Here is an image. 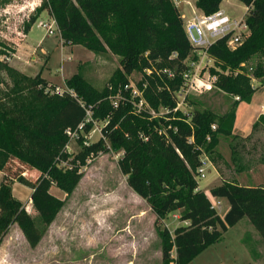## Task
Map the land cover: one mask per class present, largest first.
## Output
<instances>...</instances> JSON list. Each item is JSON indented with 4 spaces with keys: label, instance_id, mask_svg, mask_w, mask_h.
Wrapping results in <instances>:
<instances>
[{
    "label": "trees",
    "instance_id": "trees-1",
    "mask_svg": "<svg viewBox=\"0 0 264 264\" xmlns=\"http://www.w3.org/2000/svg\"><path fill=\"white\" fill-rule=\"evenodd\" d=\"M222 1L196 0L195 4L205 14H211ZM240 1L249 7L250 36L235 49L228 47L226 39L209 48L216 60V66L211 68L218 75L215 89L234 98L239 96L235 102L251 100L256 90L254 78L264 83V0ZM47 8L56 20L63 44L83 45L95 54L110 51L119 57L121 67L98 89L79 65L78 72L65 80L66 88L58 93V86L41 72L31 76L0 59V170L4 173L0 183V244L15 223L32 245L43 236L24 202L14 196L13 181L32 188V204L49 225L66 199L52 188L72 193L88 159L109 149L121 152L119 166L128 184L156 214L162 264H189L244 217L264 237L263 186L224 181L212 187V197L226 198L230 203L224 216L198 188L196 170L200 158L207 154L216 161L215 153L222 158L217 151L219 136L232 134L236 105L225 116L200 107L188 112L173 110L178 102L176 91L183 84L182 72L191 56L197 58L192 55L184 18L174 0H43L29 16L26 32ZM254 57H259V62L249 72L245 64ZM2 71L11 77L12 85L2 77ZM135 72L142 74L137 85L150 106L156 111L167 107L171 109L169 113L137 114L131 102L114 107L112 98ZM89 107L95 119L106 120L103 132L110 143L100 138L85 145L84 134L93 127V122H87L78 139L80 150L72 153L67 149V130L85 121ZM191 136L193 142L188 140ZM29 168L38 170L35 179L27 177ZM177 210L181 220L190 223L171 233L162 222Z\"/></svg>",
    "mask_w": 264,
    "mask_h": 264
},
{
    "label": "rangeland",
    "instance_id": "rangeland-1",
    "mask_svg": "<svg viewBox=\"0 0 264 264\" xmlns=\"http://www.w3.org/2000/svg\"><path fill=\"white\" fill-rule=\"evenodd\" d=\"M174 2L184 20L191 18L196 0ZM42 3L43 0H0V51L5 50L9 54L10 59L6 61L31 76L41 72L62 90L66 88L65 80L78 72L81 65L83 75L95 87L102 89L121 67L119 57L110 51L95 54L83 45L63 44L58 25L50 34L41 24L53 22L48 8L26 32L29 16ZM221 6L235 17L244 15L247 9L240 0H223ZM258 62L259 57H254L245 67L250 72ZM1 75L12 85L7 72L2 71ZM141 77V73L135 72L130 80L137 83ZM258 83L256 78L254 84L257 87ZM191 99L197 103L188 99L182 109L192 111L200 107L219 116H225L234 105L237 107L244 101L235 102L232 95L217 89L197 91ZM259 120V124L264 123V119ZM257 122L247 128L240 123L235 128L234 119L232 134H220L217 151L222 158L217 153L214 154L216 161L209 157L212 164L207 175L198 181L211 199L210 189L224 181L264 187V128L258 127ZM103 124L104 120L98 121L93 139L100 136ZM214 126L216 124L213 129ZM79 150L80 144L71 141L68 151L75 153ZM120 155L121 152L109 149L88 159L82 167V178L69 195L53 187L55 194L66 199L49 225L41 220L33 204L28 203L32 188L13 181L14 196L25 202L26 209L43 230V236L39 243L32 245L19 225L13 224L0 244V264H162L161 239L154 213L148 202L128 184L127 175L119 166ZM26 175L35 179L39 172L29 168ZM221 200L219 213L224 216L230 203L226 198ZM175 214L181 215L180 210L171 212L162 222L171 233L183 224ZM172 254L175 255L174 250ZM191 263L264 264V237L254 223L244 217Z\"/></svg>",
    "mask_w": 264,
    "mask_h": 264
},
{
    "label": "built area",
    "instance_id": "built-area-1",
    "mask_svg": "<svg viewBox=\"0 0 264 264\" xmlns=\"http://www.w3.org/2000/svg\"><path fill=\"white\" fill-rule=\"evenodd\" d=\"M247 6L244 15L235 17L230 15L228 11L220 6V8L211 14H205L197 7L193 10V15L188 20H184L185 30L190 43L193 46L192 55H196L197 58L192 56L188 59V66L182 72L183 84L181 88L176 91L178 102L174 111L182 109L183 105L188 99L197 91L210 92L216 88L217 74L211 72V68L215 67L216 60L209 53V48L220 39H226V43L229 48L235 49L242 44L251 34L250 26L247 22ZM48 33L52 34L55 31L57 25L56 20L53 19L52 23H43ZM0 59H10L9 54H0ZM165 71H167L165 69ZM168 72V71H167ZM170 76H175L173 72H169ZM125 92H128L130 96H127ZM56 92L62 93L63 90L57 87ZM240 99L239 96L235 97ZM113 105L118 108L123 102H131L134 107V112L140 114L144 111L148 112L152 116L164 115L171 111L167 107H161L159 111L153 109L143 94V90L137 85V83L130 80V82L124 85V88L119 90L117 94L112 98ZM185 112H188L182 109ZM98 119L93 116L92 107L87 109V116L85 121L81 122L76 129H68L67 133L70 135V142L67 145V149L71 141L78 142L80 135L84 132V127L87 122H93L92 129L84 134L83 143L89 145L90 143L104 138L108 143V139L103 132V125L107 122L104 121L100 130V136L97 139H93L94 133L97 130ZM215 128V126H214ZM189 142H193V136L189 137ZM110 147V144L108 145ZM212 164L211 159L207 154H203L200 158V164L196 170V178L199 181L201 178L206 177L208 169ZM201 189L200 186H198ZM222 198L213 197L212 207L219 213V209L222 207ZM176 218L181 220V215L175 214ZM183 224H189V220H181Z\"/></svg>",
    "mask_w": 264,
    "mask_h": 264
},
{
    "label": "crops",
    "instance_id": "crops-1",
    "mask_svg": "<svg viewBox=\"0 0 264 264\" xmlns=\"http://www.w3.org/2000/svg\"><path fill=\"white\" fill-rule=\"evenodd\" d=\"M257 79H259V83H258L259 87H257V85L254 84V80H256V78H254L253 79V85L256 87V90L253 93L251 100L248 102L247 101H241V102H239V105L236 107V118H235V125H234L235 128L240 123L245 128H247V126L253 125L256 121H258L257 122L258 127L261 128V126H263V128H264V123L259 124V122H260L259 119H262V120L264 119V83L262 82L261 78H257ZM3 176H4V173L2 170H0V183L3 179ZM28 203L32 204L31 198H30V201ZM24 204H25V202H24ZM150 208H151V206H150ZM154 216L156 219L155 213H154ZM191 262L189 264H193Z\"/></svg>",
    "mask_w": 264,
    "mask_h": 264
}]
</instances>
